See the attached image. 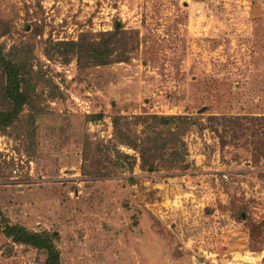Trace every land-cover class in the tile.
<instances>
[{
	"label": "rangeland",
	"instance_id": "rangeland-1",
	"mask_svg": "<svg viewBox=\"0 0 264 264\" xmlns=\"http://www.w3.org/2000/svg\"><path fill=\"white\" fill-rule=\"evenodd\" d=\"M4 21L0 46L27 48L43 77L0 129L11 223L53 234L61 264H264V125L250 120L264 117V0H0ZM116 23L137 36L126 62L80 69L45 55L50 42ZM153 115L193 123L176 167L141 168L114 134L120 116L142 138L150 121L140 118ZM44 260L0 233V264Z\"/></svg>",
	"mask_w": 264,
	"mask_h": 264
},
{
	"label": "trees",
	"instance_id": "trees-1",
	"mask_svg": "<svg viewBox=\"0 0 264 264\" xmlns=\"http://www.w3.org/2000/svg\"><path fill=\"white\" fill-rule=\"evenodd\" d=\"M3 23V22H2ZM0 22V30L8 32V23ZM137 47V36L132 30H126L120 24H115L111 31L98 33L96 37L82 33L77 41L50 42L45 49L48 58H60L65 63L74 59L78 68L100 67L112 63L128 61V56ZM25 53H30L25 47H12L5 52L0 46V129L4 130L13 125L23 108L31 104L37 97L35 88L43 77L32 69L31 58L28 59ZM51 84L50 81H46ZM60 94L59 89L49 85V95L56 99ZM103 113L90 115L89 121L98 122L103 119ZM144 124L150 121V132L144 133L142 138L136 135L131 136L128 131L121 129V117L112 118V126L115 136L120 144L138 151L141 168L157 169L173 168L178 163L184 162L185 149L181 137L192 123L186 117H164L149 116L140 118ZM216 124L223 127H231L235 119L214 118ZM238 120V119H237ZM236 120V121H237ZM250 120L264 125V117H251ZM172 122H177L176 129L158 130L156 127H168ZM128 129V128H127ZM97 147L100 156L104 150ZM111 153L117 155V159L128 160L127 155L119 154L113 147ZM122 166V165H120ZM130 169H133L131 164ZM245 216L241 213L239 219L246 222ZM0 233L13 244L30 247L44 254L45 260L38 264H61L60 252L55 246L54 235L47 232H35L27 229L21 224H13L5 217L0 207Z\"/></svg>",
	"mask_w": 264,
	"mask_h": 264
},
{
	"label": "built area",
	"instance_id": "built-area-1",
	"mask_svg": "<svg viewBox=\"0 0 264 264\" xmlns=\"http://www.w3.org/2000/svg\"><path fill=\"white\" fill-rule=\"evenodd\" d=\"M14 173H16V171H14ZM224 179H226L227 177L226 176H223Z\"/></svg>",
	"mask_w": 264,
	"mask_h": 264
}]
</instances>
